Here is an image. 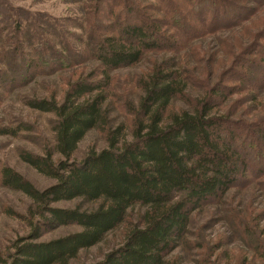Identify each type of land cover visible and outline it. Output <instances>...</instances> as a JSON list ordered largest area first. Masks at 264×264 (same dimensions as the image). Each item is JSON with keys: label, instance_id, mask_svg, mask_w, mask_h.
<instances>
[{"label": "trees", "instance_id": "obj_1", "mask_svg": "<svg viewBox=\"0 0 264 264\" xmlns=\"http://www.w3.org/2000/svg\"><path fill=\"white\" fill-rule=\"evenodd\" d=\"M80 1L85 0L75 3ZM90 1L93 14L82 29L87 38L81 42L83 47L70 51L68 57L43 55L39 60L49 63L54 57L60 66L80 59L96 61L103 68V83L90 79L77 82L62 103H30L31 109L55 116V146L45 150L44 156L25 154L21 159L55 183L39 191L11 169H5L2 175L6 188L21 192L33 202L43 218L44 229L77 226L81 230L39 242L43 228L37 226L28 238L15 243L9 264H71L82 251L99 245L123 227L136 210L139 217L129 225L123 246L98 264H168L166 258L188 238L195 213L223 204L241 186L264 180V111L245 120L234 119L232 113L221 109L229 97L256 94L264 87V30L239 58L241 69L231 72L232 76L229 73L222 83L212 87L206 84L204 97L189 109L175 111L173 103L190 98L189 84L194 75L175 59L159 63L141 84L144 95L138 111L133 113L132 140L124 125L110 127L106 149L75 159L89 132L111 124L106 108L110 72L136 66L146 54L163 49L175 52L181 46L173 41L169 48L162 46L165 42L160 31L167 24L151 13L156 5L142 7L143 0ZM184 1L191 2L190 11L203 28H235L249 20L244 16L254 15L257 10L236 3L228 9L221 2ZM254 3L259 7L264 0ZM174 8L173 25L191 29L180 9ZM126 11L129 14L125 18ZM16 30L20 37L30 35L20 24ZM185 33L188 31L179 37ZM60 44L68 48L65 40ZM15 50L22 64L30 62L27 69L34 68L37 59L35 62L26 54L23 45ZM256 99H252L255 104ZM240 101L243 104L247 99ZM71 202L79 206L72 210L54 207ZM256 244L264 257L263 239Z\"/></svg>", "mask_w": 264, "mask_h": 264}, {"label": "rangeland", "instance_id": "obj_2", "mask_svg": "<svg viewBox=\"0 0 264 264\" xmlns=\"http://www.w3.org/2000/svg\"><path fill=\"white\" fill-rule=\"evenodd\" d=\"M75 1L0 0V264L10 263L15 254V243L28 238L37 226L43 228L39 242H49L81 230L77 226H46L44 229L43 218L33 202L21 192L6 188L2 176L5 169H11L39 191L51 187L55 183L53 180L39 174L21 159L25 154L44 156L45 150L55 146V116L31 109L30 103L35 100L62 103L71 85L89 79L100 83L104 81L100 76L103 68L96 61L80 59L79 62L74 60L72 64L63 66L54 61V57L78 51L83 47L82 40H87L82 29L85 21L91 19L93 14L91 1ZM209 1L221 2L228 9L230 4L236 3L238 7L250 5L257 7V10L254 15L244 16L249 20L235 28L218 30L202 27L200 19L190 11L191 2H141L142 7L156 5V11L151 13L167 24L160 31L165 42L162 46L169 48L172 41L181 46L175 52L163 49L146 54L136 66L110 72L106 108L111 124L87 134L75 154L76 160H82L93 151L106 149L110 127L124 125L126 134L130 135L129 140H132L135 120L133 113L138 111L144 95L141 84L159 63L175 59L181 68L194 75L193 83L189 84L190 98L186 101L176 100L173 103L175 111L189 109V105L190 108L194 107L197 104L195 101L204 97L206 84L212 87L222 83L229 73L241 69L239 58L255 43L256 35L264 30V5L258 7L255 0ZM173 5L180 9L191 29H177L173 25ZM125 13L126 18L129 13ZM19 24L24 32H30L29 37L17 34ZM184 30L188 33L179 37ZM62 40L67 41L68 48L61 46ZM18 45H23L26 54L34 58L35 62L37 59L32 66L34 68L27 69L29 61L24 64L20 62V56L15 53ZM43 55L54 56L51 59L53 62H40ZM254 96L257 98L256 104L252 100ZM243 98L247 101L242 104L240 99ZM262 106L264 87L256 94L248 92L229 97L221 109L224 113H232L234 119L246 117L245 120H249L261 115L260 112L264 111L260 110ZM54 157L59 159L58 155ZM78 206V202H71L54 207L72 210ZM83 208L89 209L90 206ZM138 214V210L132 212L123 227L110 233L99 245L82 251L71 264L103 262L109 254L123 246L129 225L137 221ZM258 239L264 241V180L241 186L233 190L223 204L203 208L195 213L188 238L166 259L168 264H264V257L259 254L256 244Z\"/></svg>", "mask_w": 264, "mask_h": 264}]
</instances>
